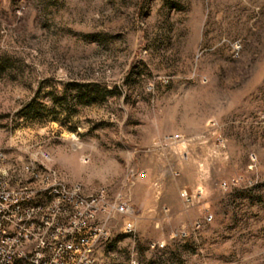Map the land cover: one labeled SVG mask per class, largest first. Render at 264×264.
<instances>
[{
	"label": "rangeland",
	"instance_id": "obj_1",
	"mask_svg": "<svg viewBox=\"0 0 264 264\" xmlns=\"http://www.w3.org/2000/svg\"><path fill=\"white\" fill-rule=\"evenodd\" d=\"M46 177L133 210L93 264H264V0H0V193Z\"/></svg>",
	"mask_w": 264,
	"mask_h": 264
},
{
	"label": "built area",
	"instance_id": "obj_2",
	"mask_svg": "<svg viewBox=\"0 0 264 264\" xmlns=\"http://www.w3.org/2000/svg\"><path fill=\"white\" fill-rule=\"evenodd\" d=\"M39 181V194L51 199L48 204H32L38 197L33 192L0 193V264H93L90 237L102 233L92 227L95 217L101 212L133 213L127 203L110 205L105 193L84 197L79 188L70 191L48 177ZM181 196L190 201L187 190Z\"/></svg>",
	"mask_w": 264,
	"mask_h": 264
}]
</instances>
